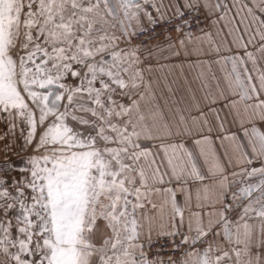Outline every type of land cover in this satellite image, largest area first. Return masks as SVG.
Listing matches in <instances>:
<instances>
[{
	"label": "snow or ice",
	"instance_id": "snow-or-ice-1",
	"mask_svg": "<svg viewBox=\"0 0 264 264\" xmlns=\"http://www.w3.org/2000/svg\"><path fill=\"white\" fill-rule=\"evenodd\" d=\"M0 264H264V0H0Z\"/></svg>",
	"mask_w": 264,
	"mask_h": 264
},
{
	"label": "crops",
	"instance_id": "crops-1",
	"mask_svg": "<svg viewBox=\"0 0 264 264\" xmlns=\"http://www.w3.org/2000/svg\"><path fill=\"white\" fill-rule=\"evenodd\" d=\"M185 74L188 75L189 79H191L192 76L194 75V72L189 70L187 67H185Z\"/></svg>",
	"mask_w": 264,
	"mask_h": 264
},
{
	"label": "built area",
	"instance_id": "built-area-1",
	"mask_svg": "<svg viewBox=\"0 0 264 264\" xmlns=\"http://www.w3.org/2000/svg\"><path fill=\"white\" fill-rule=\"evenodd\" d=\"M164 241L162 240L161 243H163Z\"/></svg>",
	"mask_w": 264,
	"mask_h": 264
},
{
	"label": "rangeland",
	"instance_id": "rangeland-1",
	"mask_svg": "<svg viewBox=\"0 0 264 264\" xmlns=\"http://www.w3.org/2000/svg\"><path fill=\"white\" fill-rule=\"evenodd\" d=\"M174 62V61H173Z\"/></svg>",
	"mask_w": 264,
	"mask_h": 264
}]
</instances>
